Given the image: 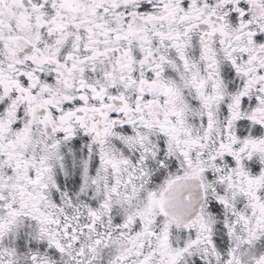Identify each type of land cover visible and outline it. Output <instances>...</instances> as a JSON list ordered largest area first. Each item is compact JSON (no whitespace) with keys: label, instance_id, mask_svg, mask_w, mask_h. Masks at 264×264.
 Returning <instances> with one entry per match:
<instances>
[{"label":"snow or ice","instance_id":"1","mask_svg":"<svg viewBox=\"0 0 264 264\" xmlns=\"http://www.w3.org/2000/svg\"><path fill=\"white\" fill-rule=\"evenodd\" d=\"M0 264H264V0H0Z\"/></svg>","mask_w":264,"mask_h":264}]
</instances>
